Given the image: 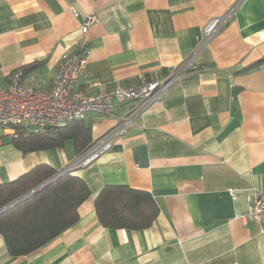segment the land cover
<instances>
[{
  "label": "crops",
  "instance_id": "1",
  "mask_svg": "<svg viewBox=\"0 0 264 264\" xmlns=\"http://www.w3.org/2000/svg\"><path fill=\"white\" fill-rule=\"evenodd\" d=\"M228 12L201 45L208 22ZM82 39L87 64L76 86L88 94L161 80L190 56L195 68L74 171L90 189L77 222L23 255L0 234V264H264V231L241 217L264 190V0H0V84L22 68L24 83L50 89L63 54ZM129 107L86 116L90 143ZM77 155L72 141L25 153L0 139V183L42 163L60 171ZM108 184L150 192L153 224L104 226L95 198Z\"/></svg>",
  "mask_w": 264,
  "mask_h": 264
},
{
  "label": "trees",
  "instance_id": "2",
  "mask_svg": "<svg viewBox=\"0 0 264 264\" xmlns=\"http://www.w3.org/2000/svg\"><path fill=\"white\" fill-rule=\"evenodd\" d=\"M92 127L76 119L62 127L34 131L18 129L11 142L30 151L62 147L72 141L77 154L91 143ZM58 171L42 163L19 177L0 183V209L47 181ZM90 195L87 183L75 172L60 176L41 190L0 213V234L12 255L28 254L75 224L78 207ZM100 222L109 228L142 229L153 224L159 206L153 195L129 185H105L95 198Z\"/></svg>",
  "mask_w": 264,
  "mask_h": 264
},
{
  "label": "built area",
  "instance_id": "3",
  "mask_svg": "<svg viewBox=\"0 0 264 264\" xmlns=\"http://www.w3.org/2000/svg\"><path fill=\"white\" fill-rule=\"evenodd\" d=\"M73 11L77 15L78 12ZM230 13L208 22L203 30L201 45L208 43L222 28ZM96 21L95 14L88 16L82 25V32L86 33L89 26ZM78 45V50L63 54L50 89L44 90L24 83L22 68L14 71L8 86L0 84V129L4 130V136L11 138L18 136V129L41 131L62 127L72 120L84 119L90 113L115 116L119 105L130 104L128 112L118 119L115 126L57 172L61 176L91 164L109 151L118 138L127 134L136 116L161 101L175 82L181 80L188 70L195 68L194 56H190L161 80L140 85H116L95 94H88L76 86L87 64L85 40H80ZM233 194L236 195L235 192ZM249 200V210L241 217L257 221L264 231V190H258Z\"/></svg>",
  "mask_w": 264,
  "mask_h": 264
},
{
  "label": "water",
  "instance_id": "4",
  "mask_svg": "<svg viewBox=\"0 0 264 264\" xmlns=\"http://www.w3.org/2000/svg\"><path fill=\"white\" fill-rule=\"evenodd\" d=\"M61 176V173H57L55 175H53L52 177H50L47 181H45L44 183H42L41 185L37 186L36 188L32 189L31 191H29L28 193H26L25 195L21 196L20 198L16 199L15 201L11 202L10 204L6 205L5 207L0 209V213L7 210L8 208L18 204L19 202L25 200L26 198L32 196L33 194H35L36 192H38L39 190H41L43 187H45L46 185L50 184L51 182L55 181L56 179H58Z\"/></svg>",
  "mask_w": 264,
  "mask_h": 264
},
{
  "label": "rangeland",
  "instance_id": "5",
  "mask_svg": "<svg viewBox=\"0 0 264 264\" xmlns=\"http://www.w3.org/2000/svg\"><path fill=\"white\" fill-rule=\"evenodd\" d=\"M4 133H5L4 130L0 129V139L3 141L10 139V136H1Z\"/></svg>",
  "mask_w": 264,
  "mask_h": 264
}]
</instances>
